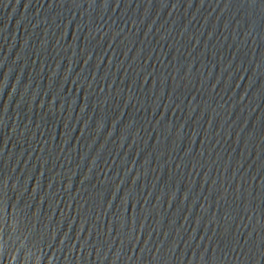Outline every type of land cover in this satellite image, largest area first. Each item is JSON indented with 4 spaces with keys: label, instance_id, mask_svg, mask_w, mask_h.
Listing matches in <instances>:
<instances>
[{
    "label": "water",
    "instance_id": "water-1",
    "mask_svg": "<svg viewBox=\"0 0 264 264\" xmlns=\"http://www.w3.org/2000/svg\"><path fill=\"white\" fill-rule=\"evenodd\" d=\"M0 264H264V0H0Z\"/></svg>",
    "mask_w": 264,
    "mask_h": 264
}]
</instances>
